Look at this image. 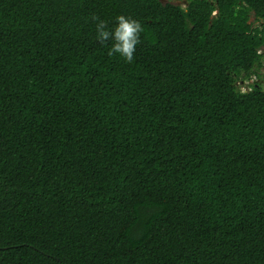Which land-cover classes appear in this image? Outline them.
<instances>
[{
  "label": "trees",
  "instance_id": "16d2710c",
  "mask_svg": "<svg viewBox=\"0 0 264 264\" xmlns=\"http://www.w3.org/2000/svg\"><path fill=\"white\" fill-rule=\"evenodd\" d=\"M263 55L264 0H0V264H264Z\"/></svg>",
  "mask_w": 264,
  "mask_h": 264
},
{
  "label": "clouds",
  "instance_id": "9594fccd",
  "mask_svg": "<svg viewBox=\"0 0 264 264\" xmlns=\"http://www.w3.org/2000/svg\"><path fill=\"white\" fill-rule=\"evenodd\" d=\"M92 19L96 21L97 41L101 44L112 42L108 54L110 56L118 55L126 62L131 63L143 32L141 23L130 16L121 14L115 18L114 27L109 29L106 21L97 16H93Z\"/></svg>",
  "mask_w": 264,
  "mask_h": 264
},
{
  "label": "rangeland",
  "instance_id": "374dc122",
  "mask_svg": "<svg viewBox=\"0 0 264 264\" xmlns=\"http://www.w3.org/2000/svg\"><path fill=\"white\" fill-rule=\"evenodd\" d=\"M179 3V2H178ZM250 20H254V18L251 16ZM262 20L256 21L255 23L258 24L259 22H261ZM261 65L258 67L257 70V74L255 75L256 78H253L254 80L260 82V84L264 87V55L261 58ZM246 83H248L247 81H245L244 84L242 85V89L245 90L246 87Z\"/></svg>",
  "mask_w": 264,
  "mask_h": 264
}]
</instances>
